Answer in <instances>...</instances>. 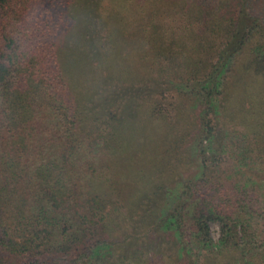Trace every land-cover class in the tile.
<instances>
[{"label": "trees", "instance_id": "16d2710c", "mask_svg": "<svg viewBox=\"0 0 264 264\" xmlns=\"http://www.w3.org/2000/svg\"><path fill=\"white\" fill-rule=\"evenodd\" d=\"M259 195L264 0H0V264H264Z\"/></svg>", "mask_w": 264, "mask_h": 264}, {"label": "rangeland", "instance_id": "374dc122", "mask_svg": "<svg viewBox=\"0 0 264 264\" xmlns=\"http://www.w3.org/2000/svg\"><path fill=\"white\" fill-rule=\"evenodd\" d=\"M50 1H52V3H54L55 1H57V0H49V2ZM151 149V148H150ZM195 156H196V154H195ZM223 160H222V163H221V171L219 172V174H220V177H228L229 175H232L233 173H235V172H239V168H241L242 166L239 164V163H237L236 161H234V159H233V156H231L230 155V153L229 152H227V153H225L224 155H223ZM194 158V157H193ZM195 159V158H194ZM197 159V158H196ZM195 159V161L197 162V160ZM237 175H239L240 176V172H239V174H237ZM170 186V185H169ZM258 198H259V200L261 201H258V202H256V203H252V208H253V210H255L256 209V211H254L253 213H254V215H256V212L257 211H261V210H263L264 211V201H262V199H261V196L259 195L258 196ZM256 217V216H255ZM258 220V221H257ZM255 219V218H253V221L255 222V221H257L258 222V224L257 225H260V223H262V221H260L261 219L259 218V219ZM210 229H211V235H212V237L216 240L217 238H218V231H219V229H218V225H217V223H211L210 224ZM240 264H242V263H240Z\"/></svg>", "mask_w": 264, "mask_h": 264}]
</instances>
